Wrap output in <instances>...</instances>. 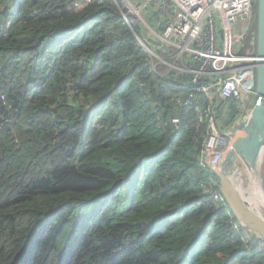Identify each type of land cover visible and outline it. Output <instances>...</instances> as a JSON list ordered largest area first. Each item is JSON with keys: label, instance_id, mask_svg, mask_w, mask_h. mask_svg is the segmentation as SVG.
<instances>
[{"label": "trees", "instance_id": "obj_1", "mask_svg": "<svg viewBox=\"0 0 264 264\" xmlns=\"http://www.w3.org/2000/svg\"><path fill=\"white\" fill-rule=\"evenodd\" d=\"M134 34L108 1L0 0V264H264L198 164L236 102Z\"/></svg>", "mask_w": 264, "mask_h": 264}, {"label": "built area", "instance_id": "obj_2", "mask_svg": "<svg viewBox=\"0 0 264 264\" xmlns=\"http://www.w3.org/2000/svg\"><path fill=\"white\" fill-rule=\"evenodd\" d=\"M104 1L116 6L119 16L121 6L128 5L122 20L129 29L138 27L141 33L158 39L151 49L154 53L148 52L153 56L159 54L158 50L164 52L162 55L168 61L164 63L168 67L167 72L191 74L193 85L205 80L206 84L196 88V92L213 101L233 100L239 112L243 110L234 124L223 131L217 128L211 114L203 113L202 117L207 119L208 134L198 164L202 169L212 171L233 136V128L248 117H243L246 113L244 100L248 102L256 98L255 71L259 58L255 52H239L241 40L250 33L247 27L252 21L254 0H96V3ZM90 2L84 0L85 5ZM152 6L156 13H153L155 19L150 16L151 27L143 20H140L141 25H128L129 20L139 17L140 11ZM156 14L159 15L158 20ZM239 24L243 26L237 32L241 36L235 38L234 27ZM134 35L137 40L140 39ZM177 62H181V66H175ZM194 63L197 64L195 69L191 67ZM152 70L156 72L153 67ZM193 98L194 94L189 95L184 105H191ZM217 185L210 179L203 189L213 202H224Z\"/></svg>", "mask_w": 264, "mask_h": 264}, {"label": "water", "instance_id": "obj_3", "mask_svg": "<svg viewBox=\"0 0 264 264\" xmlns=\"http://www.w3.org/2000/svg\"><path fill=\"white\" fill-rule=\"evenodd\" d=\"M254 2L255 55L259 58L255 71L256 100L247 119L235 128L230 142L212 172L217 179L219 192L236 223L264 244V219L242 197L232 177L233 172L241 167L249 173L254 172L264 147V0ZM244 104L247 106V100H244ZM260 188L264 196V165Z\"/></svg>", "mask_w": 264, "mask_h": 264}, {"label": "rangeland", "instance_id": "obj_4", "mask_svg": "<svg viewBox=\"0 0 264 264\" xmlns=\"http://www.w3.org/2000/svg\"><path fill=\"white\" fill-rule=\"evenodd\" d=\"M120 9L122 10L120 12V16L122 18L123 14H127L126 10L129 9V7H128V5H125L123 7L121 6ZM153 13H156V9L153 6L152 7H146V8L143 9V11L139 12V15H138L139 17H135L133 21L129 20L128 25L132 27V23L139 24L140 20H143L146 23V25L151 27L152 25H151V21H150L151 20L150 16H152ZM156 15H157L156 16V20H158L159 15L158 14H156ZM129 19H130V17H129ZM251 20L252 21L254 20L253 17H252ZM140 25H141V23H140ZM141 27L143 28V30H145L143 26H141ZM242 27L243 26L241 24L235 25L234 32H233V35H234L235 38H238V36H241L237 32ZM247 28H250V33H247L244 36V38L241 40V46L242 47L240 46V49H239L240 53H244V52H252V53H254L252 51V46L255 47L256 27L254 26L253 30H252V25L250 24V26L247 27ZM145 33H146V31H145ZM154 42L157 43L158 39L155 38V37H151L150 35H145L144 32H142V39H138L137 40L138 45L149 56L150 63L152 65V67L154 68V70L156 72H158L160 70H163V71L167 72L168 67L165 66L164 63H167L168 61L166 59H164L165 55L155 54V56H153V55H151L148 52V50L152 51L151 49H153ZM245 49H247V50H245ZM152 53H154V51H152ZM175 66H181V62H177L175 64ZM255 100H256V98H252L251 100H249L247 102L246 113L243 114V117L245 115H246V117L249 116V114H250V112H251V110H252V108L254 106ZM240 113H241L240 115H242L243 110ZM236 127L237 126H235L233 128V132L235 131ZM263 165H264V150L262 152L260 162H259L258 167L256 169L257 171L254 170V172L252 174H249L248 171H243L241 173L242 175H240V177L237 180L236 179L234 180V183L237 186V188L239 189L240 194L242 195V197L244 199L246 198V200L249 201L250 204L252 205V209L264 219V203H263V201H262V199L260 197L261 195L257 194V193H259V185L261 187V175H262ZM249 175H252V176H249ZM250 177H253L254 180H252Z\"/></svg>", "mask_w": 264, "mask_h": 264}, {"label": "bare ground", "instance_id": "obj_5", "mask_svg": "<svg viewBox=\"0 0 264 264\" xmlns=\"http://www.w3.org/2000/svg\"><path fill=\"white\" fill-rule=\"evenodd\" d=\"M263 150H264V147L262 148V150H261V154H262V152H263ZM260 159H261V157H260ZM259 162H260V160H259ZM259 164V163H258ZM258 167V166H257ZM257 169V168H256ZM243 171H246V169L245 168H243V167H241V168H239L238 170H236L235 172H233V174H232V177H233V180H237L239 177H240V175H242L241 173L243 172ZM257 171V170H256ZM253 172H250L249 174H252ZM249 176H252V175H249ZM252 180H254V178L253 177H250ZM259 181V180H258ZM260 183V182H259ZM258 195L260 194L261 196V199H262V201H263V203H264V196L262 195V191H261V188H260V185H259V193H257ZM245 200H246V198H245ZM247 201V200H246ZM248 203H249V205L252 207V205L250 204V202L249 201H247Z\"/></svg>", "mask_w": 264, "mask_h": 264}, {"label": "crops", "instance_id": "obj_6", "mask_svg": "<svg viewBox=\"0 0 264 264\" xmlns=\"http://www.w3.org/2000/svg\"><path fill=\"white\" fill-rule=\"evenodd\" d=\"M252 51H254V52H255V47H254V46H252Z\"/></svg>", "mask_w": 264, "mask_h": 264}]
</instances>
